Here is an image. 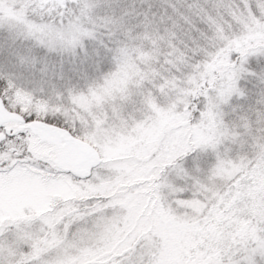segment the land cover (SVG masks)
Segmentation results:
<instances>
[{
    "label": "snow or ice",
    "instance_id": "obj_1",
    "mask_svg": "<svg viewBox=\"0 0 264 264\" xmlns=\"http://www.w3.org/2000/svg\"><path fill=\"white\" fill-rule=\"evenodd\" d=\"M0 264H264V0H0Z\"/></svg>",
    "mask_w": 264,
    "mask_h": 264
}]
</instances>
